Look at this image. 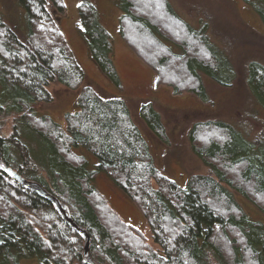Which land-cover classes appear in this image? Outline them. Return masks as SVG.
<instances>
[{
    "label": "trees",
    "instance_id": "obj_1",
    "mask_svg": "<svg viewBox=\"0 0 264 264\" xmlns=\"http://www.w3.org/2000/svg\"><path fill=\"white\" fill-rule=\"evenodd\" d=\"M51 1L56 13H65L63 0ZM119 1L122 36L157 72L158 84L207 100L202 75L220 86L233 83L229 58L178 17L168 0ZM19 2L27 10V37L0 18V153L12 169L68 209L90 236L92 259L97 264H264V224L249 219L227 189L238 190L264 212V137L246 140L225 122L200 123L192 138L203 144L193 150L211 175L191 177L187 189L178 186L158 168L124 99H105L84 84L86 74L46 0ZM260 14L264 21V0ZM79 16L92 59L122 88L111 57L112 38L95 6L81 1ZM52 82L79 91V110L65 116V127L35 111L38 103L53 100L47 87ZM252 85L264 104V67L253 69ZM140 116L164 139L162 117L151 103L142 105ZM8 121L15 125L9 135L2 132ZM24 130L45 149L46 178L30 174L34 157L20 141ZM78 149L99 159L96 171L88 170L89 161ZM101 173L142 212L152 243L95 189ZM85 245L86 236L64 221L55 203L0 167V264H23L22 258L32 257L40 264H88Z\"/></svg>",
    "mask_w": 264,
    "mask_h": 264
},
{
    "label": "rangeland",
    "instance_id": "obj_2",
    "mask_svg": "<svg viewBox=\"0 0 264 264\" xmlns=\"http://www.w3.org/2000/svg\"><path fill=\"white\" fill-rule=\"evenodd\" d=\"M81 1L84 0H63L66 5L63 14L56 13L51 0H46V6L86 74L84 84L95 88L105 99H124L135 124L149 142L158 168L178 186L187 189L191 177L211 175L205 161L193 150L194 144L198 147L203 144L197 140L194 142L192 138V130L200 123L225 122L246 140L264 137V104L259 102L258 91L252 85L253 69L264 67V21L260 14L263 0H168L172 11L214 43L219 52L229 58L231 68L235 69L234 81L228 86H220L210 77L202 75L201 85L207 100L190 90L176 92L170 85L158 84L157 72L138 57L122 36L120 22L123 11L119 0H87L95 6L102 25L112 38L111 57L122 88L113 84L92 59L80 23ZM0 18L27 37V10L19 0H0ZM170 45L177 53H183L179 46ZM47 87L53 100L48 104L38 103L35 111L38 115H50L65 127V116L79 110V91L69 90L57 82ZM145 103H151L162 117L166 130L164 139L153 133L141 118L140 111ZM14 129L15 125L8 121L2 132L9 135ZM219 135L216 133L215 137ZM20 138L23 144L29 146L34 157L31 164L33 170L30 171L33 179L41 173L46 178L47 157L43 145L28 130L22 131ZM77 152L87 157L89 171L97 170L98 158L84 149ZM93 186L105 195L122 219L138 227L152 243L149 225L142 212L113 179L101 173L94 179ZM227 189L239 201L249 219L264 224V212L259 207L238 190L228 186ZM21 262L40 264L33 257L22 258Z\"/></svg>",
    "mask_w": 264,
    "mask_h": 264
},
{
    "label": "water",
    "instance_id": "obj_3",
    "mask_svg": "<svg viewBox=\"0 0 264 264\" xmlns=\"http://www.w3.org/2000/svg\"><path fill=\"white\" fill-rule=\"evenodd\" d=\"M0 167L4 172L13 177L15 180L20 181L22 184L26 185L27 187H31L34 191L38 192L39 195L43 196L46 200H48L51 203H55L58 207L60 213L63 216L64 221H66L69 225H71L76 231L81 232L84 236H86V245H85V252H84V259L88 264H97L94 259H92L90 254V236L79 227V225H76L72 219L71 214L69 213L68 209L63 207L62 203L58 200L57 197H55L53 194H50L48 191H46L41 184H38L36 182L27 181L17 170L12 169L7 165L5 160L2 158L0 153Z\"/></svg>",
    "mask_w": 264,
    "mask_h": 264
},
{
    "label": "bare ground",
    "instance_id": "obj_4",
    "mask_svg": "<svg viewBox=\"0 0 264 264\" xmlns=\"http://www.w3.org/2000/svg\"><path fill=\"white\" fill-rule=\"evenodd\" d=\"M6 162V161H5ZM8 165V164H7ZM9 166V165H8ZM10 167V166H9ZM39 184V183H38ZM43 187V186H42Z\"/></svg>",
    "mask_w": 264,
    "mask_h": 264
}]
</instances>
